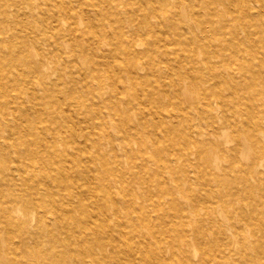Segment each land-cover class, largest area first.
Instances as JSON below:
<instances>
[{
    "label": "bare ground",
    "instance_id": "6f19581e",
    "mask_svg": "<svg viewBox=\"0 0 264 264\" xmlns=\"http://www.w3.org/2000/svg\"><path fill=\"white\" fill-rule=\"evenodd\" d=\"M0 264H264V0H0Z\"/></svg>",
    "mask_w": 264,
    "mask_h": 264
}]
</instances>
